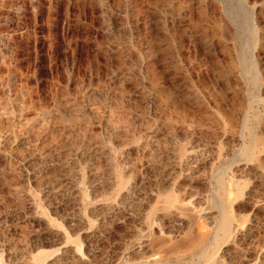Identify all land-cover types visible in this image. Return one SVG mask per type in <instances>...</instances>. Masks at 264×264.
I'll return each mask as SVG.
<instances>
[{
    "label": "rangeland",
    "instance_id": "374dc122",
    "mask_svg": "<svg viewBox=\"0 0 264 264\" xmlns=\"http://www.w3.org/2000/svg\"><path fill=\"white\" fill-rule=\"evenodd\" d=\"M251 131L264 0H0V264H264Z\"/></svg>",
    "mask_w": 264,
    "mask_h": 264
},
{
    "label": "bare ground",
    "instance_id": "6f19581e",
    "mask_svg": "<svg viewBox=\"0 0 264 264\" xmlns=\"http://www.w3.org/2000/svg\"><path fill=\"white\" fill-rule=\"evenodd\" d=\"M252 131H251L250 142L243 143L241 148L238 150L239 155H243L248 160L249 159L251 160L254 157V154L256 151L264 150V143L262 145H260V147H259V145H257V143H256L257 139L254 138V132H252ZM227 170H228L227 167H223L219 171H217V173H215V175H214V179L216 180V182H215L216 183V191L214 192L215 193L214 201L212 200V202L215 203V207L218 209L219 218L217 221L216 231L212 237L211 243L209 244L210 247H213L214 245L219 244L221 240L226 241L228 238H230V236L233 234V231H234L233 220H234L235 216H233L229 212L228 207H227L228 203H230V201H231L230 197H231V194L233 192V189L231 188L232 186L230 187V185L232 183H234V181L232 180L233 178L232 179L230 178V180H227V178L224 177ZM212 197H213V195H212ZM234 234H236V233H234ZM211 255L212 254H211L209 247H208L207 249H205V251L202 252L201 258H206V257H209ZM44 262H45V260L40 259V261L37 260L36 263L45 264Z\"/></svg>",
    "mask_w": 264,
    "mask_h": 264
}]
</instances>
